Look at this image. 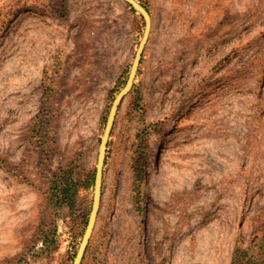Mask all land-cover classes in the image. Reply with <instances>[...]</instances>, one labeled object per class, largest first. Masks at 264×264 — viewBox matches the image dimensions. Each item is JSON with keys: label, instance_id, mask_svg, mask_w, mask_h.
Wrapping results in <instances>:
<instances>
[{"label": "rangeland", "instance_id": "rangeland-1", "mask_svg": "<svg viewBox=\"0 0 264 264\" xmlns=\"http://www.w3.org/2000/svg\"><path fill=\"white\" fill-rule=\"evenodd\" d=\"M134 1L80 264H232L264 238V0ZM145 31L126 0H0V264H73Z\"/></svg>", "mask_w": 264, "mask_h": 264}, {"label": "water", "instance_id": "water-1", "mask_svg": "<svg viewBox=\"0 0 264 264\" xmlns=\"http://www.w3.org/2000/svg\"><path fill=\"white\" fill-rule=\"evenodd\" d=\"M131 6H133L137 11L141 13V15L144 17L145 22H146V31L144 33V37L139 45V48L136 52L134 61L132 63L130 73L126 82V85L124 88L118 93V95L115 97L114 102L110 108V112L108 114L105 130L103 133V136L101 138V143H100V148H99V153H98V160H97V166H96V171H95V176H94V187H93V203H92V208L89 216V220L82 238V241L80 243L79 249L77 251V254L75 256V259L73 261V264H80L83 255L86 250V246L88 244V241L90 239L95 220L97 217L98 209H99V203H100V196H101V187H102V168H103V163L105 159V153H106V147H107V142L108 138L111 132V129L114 124V119L115 115L117 112V109L122 102L123 98L127 95V93L130 91L133 81L135 79V75L137 72V68L139 65V61L141 59L142 51L144 44L146 42L147 38V33L149 29V16L146 10L141 7L139 4H137L134 0H126Z\"/></svg>", "mask_w": 264, "mask_h": 264}, {"label": "trees", "instance_id": "trees-1", "mask_svg": "<svg viewBox=\"0 0 264 264\" xmlns=\"http://www.w3.org/2000/svg\"><path fill=\"white\" fill-rule=\"evenodd\" d=\"M59 170L63 171L64 169L60 167ZM66 171L67 170H65V172ZM92 182L93 176L87 178V186L92 185ZM76 185L73 177L71 179L67 178L64 182V189L62 190L63 196H68L70 190L75 189ZM72 194L73 193H71V195ZM232 264H264V238H262V241H259L258 245L255 246L243 249H241V247H236L232 256Z\"/></svg>", "mask_w": 264, "mask_h": 264}]
</instances>
